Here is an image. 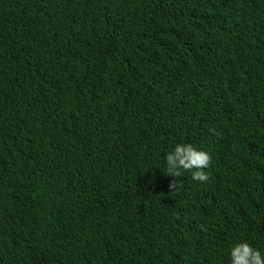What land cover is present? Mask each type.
Instances as JSON below:
<instances>
[{
	"label": "trees",
	"instance_id": "16d2710c",
	"mask_svg": "<svg viewBox=\"0 0 264 264\" xmlns=\"http://www.w3.org/2000/svg\"><path fill=\"white\" fill-rule=\"evenodd\" d=\"M0 264H264V0H0Z\"/></svg>",
	"mask_w": 264,
	"mask_h": 264
},
{
	"label": "clouds",
	"instance_id": "9594fccd",
	"mask_svg": "<svg viewBox=\"0 0 264 264\" xmlns=\"http://www.w3.org/2000/svg\"><path fill=\"white\" fill-rule=\"evenodd\" d=\"M230 245L232 246L233 245V242H231Z\"/></svg>",
	"mask_w": 264,
	"mask_h": 264
}]
</instances>
